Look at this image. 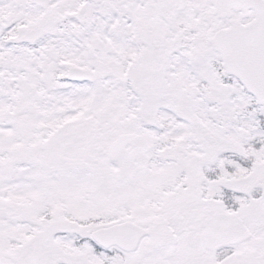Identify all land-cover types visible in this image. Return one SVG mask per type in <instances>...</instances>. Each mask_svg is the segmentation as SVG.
Segmentation results:
<instances>
[{
	"label": "snow or ice",
	"instance_id": "6c2138e0",
	"mask_svg": "<svg viewBox=\"0 0 264 264\" xmlns=\"http://www.w3.org/2000/svg\"><path fill=\"white\" fill-rule=\"evenodd\" d=\"M0 264H264V0H0Z\"/></svg>",
	"mask_w": 264,
	"mask_h": 264
}]
</instances>
